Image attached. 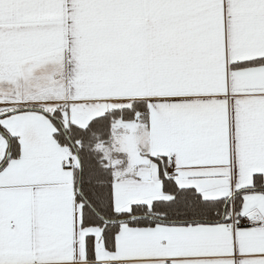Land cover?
<instances>
[{
    "label": "snow or ice",
    "instance_id": "6c2138e0",
    "mask_svg": "<svg viewBox=\"0 0 264 264\" xmlns=\"http://www.w3.org/2000/svg\"><path fill=\"white\" fill-rule=\"evenodd\" d=\"M0 264H264V0H0Z\"/></svg>",
    "mask_w": 264,
    "mask_h": 264
}]
</instances>
